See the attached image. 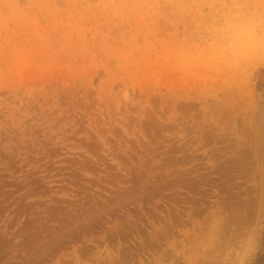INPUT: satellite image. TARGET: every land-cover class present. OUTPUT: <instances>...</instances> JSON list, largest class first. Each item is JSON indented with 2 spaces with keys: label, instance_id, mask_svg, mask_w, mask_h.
Wrapping results in <instances>:
<instances>
[{
  "label": "rangeland",
  "instance_id": "1",
  "mask_svg": "<svg viewBox=\"0 0 264 264\" xmlns=\"http://www.w3.org/2000/svg\"><path fill=\"white\" fill-rule=\"evenodd\" d=\"M250 231L259 264L264 0H0V264H217Z\"/></svg>",
  "mask_w": 264,
  "mask_h": 264
},
{
  "label": "clouds",
  "instance_id": "2",
  "mask_svg": "<svg viewBox=\"0 0 264 264\" xmlns=\"http://www.w3.org/2000/svg\"><path fill=\"white\" fill-rule=\"evenodd\" d=\"M253 247L254 231H250L242 242H237L224 248L217 264H247V258Z\"/></svg>",
  "mask_w": 264,
  "mask_h": 264
},
{
  "label": "trees",
  "instance_id": "3",
  "mask_svg": "<svg viewBox=\"0 0 264 264\" xmlns=\"http://www.w3.org/2000/svg\"><path fill=\"white\" fill-rule=\"evenodd\" d=\"M264 261V257L262 258V259H260V262H259V264L261 263V262H263Z\"/></svg>",
  "mask_w": 264,
  "mask_h": 264
}]
</instances>
